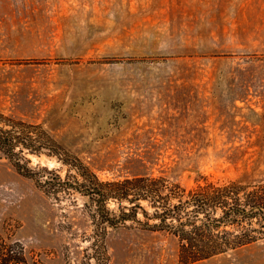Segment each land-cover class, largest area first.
Here are the masks:
<instances>
[{
  "label": "rangeland",
  "instance_id": "rangeland-1",
  "mask_svg": "<svg viewBox=\"0 0 264 264\" xmlns=\"http://www.w3.org/2000/svg\"><path fill=\"white\" fill-rule=\"evenodd\" d=\"M0 113L100 182L264 178V0H0ZM45 153L26 154L36 177L75 185ZM127 205L107 226L0 159V235L29 264H180L172 238L114 219ZM197 264H264V242Z\"/></svg>",
  "mask_w": 264,
  "mask_h": 264
},
{
  "label": "trees",
  "instance_id": "trees-1",
  "mask_svg": "<svg viewBox=\"0 0 264 264\" xmlns=\"http://www.w3.org/2000/svg\"><path fill=\"white\" fill-rule=\"evenodd\" d=\"M41 126L0 113V159L10 161L17 172L36 181L49 195L69 189L87 197L97 206L100 217L109 215L106 205L114 201L122 208L113 215L120 222L133 221L142 230L172 238L177 245L180 264H197L221 255L264 242V178L212 182L200 176L192 188L184 187L169 175H135L114 182H100L80 162L61 159L53 139H43ZM47 137V136H46ZM58 156L69 166L68 185L54 170L38 168L39 175L28 168L26 154ZM41 178H46L42 181ZM144 204V205H143ZM139 215L145 219L142 222ZM104 223L116 227L112 221ZM114 220V222H115ZM0 264H29L24 246L8 243L0 235Z\"/></svg>",
  "mask_w": 264,
  "mask_h": 264
}]
</instances>
